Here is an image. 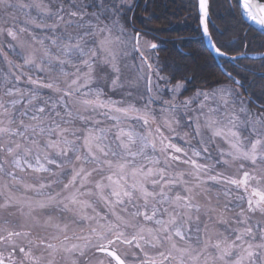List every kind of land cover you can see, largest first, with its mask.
Listing matches in <instances>:
<instances>
[{
    "label": "snow or ice",
    "instance_id": "1",
    "mask_svg": "<svg viewBox=\"0 0 264 264\" xmlns=\"http://www.w3.org/2000/svg\"><path fill=\"white\" fill-rule=\"evenodd\" d=\"M0 5L34 8L38 13L36 17L25 13L24 26L18 30L16 15L5 11L8 19L0 20V58L8 69L0 71V249L18 248L19 264H59L57 257L65 264H77L75 259L69 260L70 254L83 255L88 248L104 254L105 258L95 264H105V259L107 264H130L127 257L133 249L143 253L139 264H258L253 257L254 250L260 249L259 264H264V228L259 231L260 243L244 247L245 237L256 236L248 224L251 215L258 213L257 223L264 224V104L259 112L247 107L234 87L241 82L233 80L231 72L225 77L228 86L211 93L198 91L196 96L216 99L226 111L217 118L214 113L219 108H209L212 114H205V104L199 105L200 115L189 117L193 123L188 127L199 138L201 150L189 154L187 147L172 139L177 135L184 145L191 144L190 133L178 131L181 121L175 115L180 109L185 114L191 110L192 97L176 102L183 87L181 80L187 77L169 89L173 100L165 101L170 109L161 110L168 115L159 122L148 105L142 109L131 103L117 106V102L101 99L104 93L99 88L82 91L94 80L116 89L146 79L145 87L153 93L150 74L154 65L145 49H156L157 44L144 41L142 45L139 32L129 35L140 53L141 69L136 80L123 82L110 47L112 30L123 19L121 9L131 6L130 0H17L15 4L0 0ZM192 7L198 8L199 23L208 36V0H198ZM236 10L264 29V0H237ZM9 20L12 26L6 27ZM33 29L42 30V34ZM5 33L10 38L9 48L21 63L5 51ZM211 47L217 55L229 56L228 48L218 43ZM37 72L43 75H35ZM156 75L161 80L175 79L174 73ZM20 82L29 87H19ZM230 103L233 106L229 109ZM97 109L107 110L102 114L116 123L96 127L100 121L90 113ZM129 118L141 122L143 133L122 126ZM89 122L93 127L87 126ZM205 129L210 133L207 136ZM213 144L218 153L214 162ZM148 148L159 157L148 156ZM202 153L207 154L204 163L200 162ZM217 166L223 170L216 171ZM233 168L235 171L227 174ZM65 174L66 181L58 179ZM208 181L225 189L223 204L219 192L213 201ZM57 184L61 185L59 191L54 187ZM176 185L179 191L174 189ZM231 186L242 190L237 195L238 212L228 209ZM18 187L37 195L20 194L14 191ZM91 197L103 205V215L90 202ZM53 207L74 219L65 216L61 221L58 215H48L41 220L36 214ZM86 209H91V214ZM233 217H237V226L231 227L229 234L220 231L217 225H229ZM77 221L88 222L87 231ZM36 228L46 234L33 236ZM146 246L160 251L149 255ZM233 249L238 253L236 259H226L233 255ZM0 264H17V260L11 252L5 259L0 251Z\"/></svg>",
    "mask_w": 264,
    "mask_h": 264
},
{
    "label": "trees",
    "instance_id": "2",
    "mask_svg": "<svg viewBox=\"0 0 264 264\" xmlns=\"http://www.w3.org/2000/svg\"><path fill=\"white\" fill-rule=\"evenodd\" d=\"M193 3L197 0H132L131 6L121 9L120 16L128 29L157 44L151 51L163 75L174 73L175 79L168 80L171 85L187 77L181 80L180 98L230 83L225 77L231 72L233 80L245 87L246 93L235 85L250 107L260 110L259 105L264 104V56L250 55L264 53V32L251 26L236 10L237 0H209L210 37L235 57L221 58L220 66L205 45ZM5 51L10 58L18 59L8 47ZM0 64L5 65L2 58Z\"/></svg>",
    "mask_w": 264,
    "mask_h": 264
},
{
    "label": "rangeland",
    "instance_id": "3",
    "mask_svg": "<svg viewBox=\"0 0 264 264\" xmlns=\"http://www.w3.org/2000/svg\"><path fill=\"white\" fill-rule=\"evenodd\" d=\"M24 3H29L30 0H23ZM132 3V0H130V4ZM128 6V5H126ZM8 12H12L14 15H16L18 17V23H17V30L19 27L24 26L23 21L25 20L26 16L24 15L25 13L31 15V16H38V13L36 11V9L31 8V9H22V10H18V9H13V8H9L7 10ZM121 14V13H120ZM8 19L4 13H0V20H5ZM8 26H12V21L9 20L8 24L6 25V27ZM121 27L124 29V31H121ZM33 31L40 35L42 34V30L40 29H33ZM132 33H134L133 31H131L130 29H128L124 23L122 22V20H120V24L117 25L116 27L113 28L112 30V35H111V50L115 56L116 59V63L118 65V67L121 69V80L122 82L127 80V81H134L137 78V74L140 72L141 69V56L140 53L137 52L134 48L133 45L135 44V40L129 41L128 37L129 35H131ZM143 39L141 41V44L143 45L144 41H150L152 42L150 39H148L146 36L142 35ZM10 38H8L6 36H4V47H8V49L11 51V53L13 54V50L11 48H9L8 43H9ZM153 43V42H152ZM20 49L17 48L15 49V52H19ZM127 53V55L125 54ZM145 55L149 58V62L152 63L154 65L153 71L151 72V80H152V87H153V93H149L147 91V88L145 87L146 84V79L145 80H140L138 81V83L136 84H128V83H124L122 87L116 88V89H112L108 86V83L105 81H98V80H94L92 82L91 85L87 86L85 89H83L82 91H88L89 88L95 90L97 88H99L104 95H102L101 99L105 100V101H114L117 102V106H126L128 103H131L134 107H136L137 109H142L145 105H148L153 116L156 118L157 122H159L162 118H164L165 116L168 115V113H163L161 110L165 109V108H169L170 109V105L166 104L165 101H171L173 100V94L172 92H170V88L172 87V85L168 82V80H161L156 73L159 72L160 76H165L163 75L158 68V64H157V60L154 56V54L152 53L151 49H145ZM13 59L16 63H21L22 60L18 57V59L15 58H11ZM106 67V66H105ZM7 65H2L0 64V71L3 72H7ZM28 71H31V69H26ZM109 74L110 75H114L111 73V70L109 69ZM35 75H43L42 73H35ZM183 84V83H182ZM229 83L223 84V85H219L215 88L212 89H208V90H197L195 91L192 95L184 97V98H180L179 97V93L180 91L176 94V102H183L185 99L192 97V101L190 104V111L185 114V111L183 109L178 110L175 115L177 118L180 119L181 121V125L180 128L178 129V131L182 134L183 132L187 131L190 133V137L189 139H191V144L189 145H184V140L180 139L179 136L177 135H173L172 139L173 142H176L179 145L185 146L189 149V154H191L192 150H201V145H200V141L199 138L195 136V132L193 129H190L188 127L189 124H192L193 121L192 119H190L189 117H195L200 115V108L199 105L203 102L205 104V108L203 109L205 114H212L208 112L209 108H219V112L214 113V115L217 116V118L221 117V114L224 113L226 111V109L223 107L222 104L219 103V101H217L216 99H208L205 100L203 95L201 96H196L195 93H197L198 91L203 93V92H208L211 93L214 89H217L221 86H228ZM19 87H29L28 85L24 84L23 82H20V84L18 85ZM158 86V87H157ZM235 90L237 92L240 93V98H243L245 100V103L247 105V107H249L250 109H252L254 112H259V109H254L251 108L248 100L243 97V95L241 94V91L239 89L238 86H234ZM128 93H131V95H128ZM45 94H47V92H45ZM142 97V98H141ZM237 98L235 103L238 105L239 104V99ZM233 105L230 103L229 104V109L232 107ZM107 110L105 109H97L94 113H90L91 115H94L95 119L97 121H100V123L98 125H96V127L99 128H104V127H108L111 126L113 124H115L116 122L113 120L108 119L105 115H103L102 113L105 112ZM201 124H203L204 122V118L201 116L200 119ZM77 125L80 124L79 121L76 122ZM88 127H93V124L91 122L88 123L87 125ZM126 128V130H130V129H134L138 132L143 133L144 129L141 127V122H138L136 119L134 118H129L127 119L124 124L122 125ZM153 127H155V125H153ZM205 136L209 135L210 133L208 132V130H204ZM245 135H247V133H244ZM218 143L220 144L221 147L223 148H227V145L224 144L223 140L220 138H217ZM210 149L212 151V162H214L217 158H218V153L216 152V145H210ZM133 150H136V146H133ZM146 154L148 156H155V157H159V153L155 152L154 150H152L151 148L146 149ZM207 154L202 153V156L200 158V162L204 163L206 162L204 157ZM138 162L140 163H146V161H144L142 158H138ZM161 165H162V161H161ZM53 168V171H55L54 166H51ZM89 167H91V165H89ZM181 167H184L183 165H181ZM223 169L220 166H217L216 171H222ZM235 171V169H228L227 170V174H232ZM68 172H70V170H68ZM215 174V173H213ZM98 178V176H94V179ZM28 179L35 183L34 180H32L31 177H28ZM58 179L61 180H65L67 179V175H62L61 177H59ZM185 179H188L187 175H185ZM47 182V181H45ZM209 187L212 189V198L213 201L215 202L216 200V196L215 193L219 192L220 193V202L221 204H223L225 202V197H224V191L225 189L222 187V185L219 184H215L214 182L208 181L207 182ZM56 191H59L61 188L60 184H57L54 186ZM88 187H92L91 185H89ZM232 187V193L227 197V202H228V209L231 210L232 212H238L239 208L237 207V204H239L240 202L237 199V195L242 193V190H236L234 188V186ZM174 189L179 191L180 187L178 185L174 186ZM14 191H18V193L20 194H24L27 196H32V197H36V193L32 192L31 190L26 191L23 188H17L14 189ZM47 192H51L52 189H47ZM90 202L94 203V206L97 208V211H99L101 213V215H103L105 213V209L103 207L102 204H100L95 197H91L89 198ZM246 207V205H244ZM85 211H87L89 214H91V209H86ZM37 215H39L41 217V220H43V218L45 216L48 215H53V216H59V218L61 219V221H63V218L65 216H67L70 220L74 219V216L70 213L67 212H63V211H59L58 208L53 207L50 209H44V210H37ZM5 215H7V213H5ZM251 215V214H250ZM10 219H13V222L16 223L17 220L16 218H12L10 217ZM235 219H237V217H233V220L230 221L229 225H217V227L219 228L220 231L225 232V234H229V232L231 231V227H235L237 226L235 224ZM260 219L259 214H255V215H251V218L248 221V224L253 228V231L256 233L255 238L253 237H245V244L244 247L247 246V243H253V244H258L260 243V236H259V231L261 228H264V224H258L257 220ZM87 223L86 221H77V224H81L85 226V231H87ZM149 226H154L152 224H149ZM245 225H239V227H244ZM48 231H51V229H49ZM74 231H76L77 233L79 232V228H74ZM37 234L40 235H44L46 234L42 229L40 228H36L33 229V236H36ZM71 235V233H69ZM191 235V233H189ZM231 239H235V233L231 234ZM72 242L74 243H80V241H75L73 240ZM240 243V242H237ZM148 248L149 251V255H156L158 251H160V249H151L150 246H146ZM8 248H3L0 249V251H3L4 253V257L5 259L7 258L8 255ZM16 250H18V248H16ZM210 252L214 253V249H209ZM133 252L135 253V255H133ZM260 249H255L254 250V257L253 259L257 260L258 264H259V256H260ZM87 255V251L86 249L84 250V254L81 255L80 252H73L70 254L69 260L71 259H75L77 261V264H95V261L98 260V258L95 259L91 258L88 262H86L84 260V256ZM238 253L236 249H233V255H231L230 257H226V259L229 260H235L237 257ZM59 264H65V261L61 258V257H57ZM127 259L129 260L130 264H139L140 260L144 259L143 253H141L139 251V249H133L131 251H129L128 257ZM105 264H107L105 262Z\"/></svg>",
    "mask_w": 264,
    "mask_h": 264
},
{
    "label": "water",
    "instance_id": "4",
    "mask_svg": "<svg viewBox=\"0 0 264 264\" xmlns=\"http://www.w3.org/2000/svg\"><path fill=\"white\" fill-rule=\"evenodd\" d=\"M254 2H262V0H254ZM198 4V3H197ZM208 8H209V0H208ZM197 11H198V8H197ZM242 16L244 17V19L251 25L253 26L254 28L264 32V29H262L259 25L257 24H253L245 15H243V13L241 12ZM208 18H209V15L208 17H206V23L208 21ZM200 24V23H199ZM200 29H201V34H202V37L204 39V42H205V45L206 47L208 48V50L211 52L212 56L218 61V59L220 58H226V59H231L232 56H228V57H222V56H219L215 53V51L212 49L211 45H212V40H211V37L210 35L208 36H205L204 33H203V25H200ZM261 56H264V53L263 54H260V55H255V56H251V57H254V58H257V57H261ZM241 85V87L244 89V91L246 92L245 90V87L239 83Z\"/></svg>",
    "mask_w": 264,
    "mask_h": 264
},
{
    "label": "flooded vegetation",
    "instance_id": "5",
    "mask_svg": "<svg viewBox=\"0 0 264 264\" xmlns=\"http://www.w3.org/2000/svg\"><path fill=\"white\" fill-rule=\"evenodd\" d=\"M5 248H8L7 251H8V254L11 252L14 254L16 260H17V264H19V258H20V253H19V249L16 250V248H11V247H5ZM87 251V255L84 256V260L86 262H88L91 258H98V259H104V254L103 253H98L96 252V250L94 248H88L86 249ZM8 257V255H7ZM7 259V258H6ZM105 262L107 263V260L105 259Z\"/></svg>",
    "mask_w": 264,
    "mask_h": 264
},
{
    "label": "clouds",
    "instance_id": "6",
    "mask_svg": "<svg viewBox=\"0 0 264 264\" xmlns=\"http://www.w3.org/2000/svg\"><path fill=\"white\" fill-rule=\"evenodd\" d=\"M13 4L17 3V0H11ZM9 8H7L6 5H0V13H4L7 11ZM14 9V8H13ZM8 12V11H7ZM9 14H13L12 12H8Z\"/></svg>",
    "mask_w": 264,
    "mask_h": 264
},
{
    "label": "bare ground",
    "instance_id": "7",
    "mask_svg": "<svg viewBox=\"0 0 264 264\" xmlns=\"http://www.w3.org/2000/svg\"><path fill=\"white\" fill-rule=\"evenodd\" d=\"M247 17V16H246ZM248 18V17H247ZM250 20V19H249ZM251 21V20H250ZM253 24H256L254 21H251Z\"/></svg>",
    "mask_w": 264,
    "mask_h": 264
}]
</instances>
